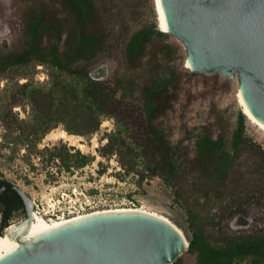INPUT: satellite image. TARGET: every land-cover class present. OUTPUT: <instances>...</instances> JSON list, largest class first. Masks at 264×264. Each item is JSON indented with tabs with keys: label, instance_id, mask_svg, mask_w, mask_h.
Returning a JSON list of instances; mask_svg holds the SVG:
<instances>
[{
	"label": "rangeland",
	"instance_id": "rangeland-1",
	"mask_svg": "<svg viewBox=\"0 0 264 264\" xmlns=\"http://www.w3.org/2000/svg\"><path fill=\"white\" fill-rule=\"evenodd\" d=\"M90 1L92 11L81 29L98 43L93 49L84 47L77 63L90 69L104 59L111 61L109 78L100 81L115 90L116 117H101L97 130L89 132L84 120L90 115L47 93L52 85L47 64L33 61L8 69L0 76V179L18 186L35 200L40 213L51 211L52 217L120 207L158 213L182 231L187 245L198 236L210 246L223 247L232 234L262 229L264 130L244 114L237 81L190 69L170 34L160 30L154 0ZM37 20L66 29L60 34L51 29L42 40L47 52L54 49L60 55L75 23L60 0H0V55L33 44L29 27ZM142 29L149 32L145 54L129 58L127 43ZM157 79L166 80L159 92L168 109L149 114L143 107L145 93ZM241 117V148L236 151ZM62 131L80 138L85 148L60 138ZM207 138L220 145L202 157L198 144ZM158 145L175 168L165 178L151 175L146 167L153 158L142 155ZM66 146L85 154L87 164L78 167L77 156L68 155ZM228 155L234 158L220 183L214 168ZM239 205L253 221L249 228L234 231L229 220ZM24 219L23 210L13 212L0 236ZM2 220L0 208V225ZM195 262L196 253L187 247L172 264Z\"/></svg>",
	"mask_w": 264,
	"mask_h": 264
},
{
	"label": "water",
	"instance_id": "water-1",
	"mask_svg": "<svg viewBox=\"0 0 264 264\" xmlns=\"http://www.w3.org/2000/svg\"><path fill=\"white\" fill-rule=\"evenodd\" d=\"M167 33L189 68L210 78L235 79L242 105L264 126V0H160ZM110 60L89 69L94 80L110 76ZM20 197L25 219L12 225L26 234L34 202L12 183L0 185ZM251 215L234 213L232 230L251 226ZM170 222L140 211L106 212L49 229L20 242L0 264H172L186 251Z\"/></svg>",
	"mask_w": 264,
	"mask_h": 264
},
{
	"label": "trees",
	"instance_id": "trees-1",
	"mask_svg": "<svg viewBox=\"0 0 264 264\" xmlns=\"http://www.w3.org/2000/svg\"><path fill=\"white\" fill-rule=\"evenodd\" d=\"M73 14L74 29H68L66 39L64 40V51L59 55L56 50L46 51L42 46V40L51 29L62 33L66 31L59 29V23H53L50 26L43 25L41 21H34L29 32L34 43L28 47L0 55V76L8 69L27 65L33 61L47 64L52 73V85L48 94L56 101H62L71 110L78 111L81 114L90 115V118L84 120L88 126L89 132L96 131L101 117H116L117 101L115 100V90L107 86L104 81L94 80L89 74L87 65H78L81 56V50L84 47L93 49L98 43V38L93 35L85 34L81 29L86 23L88 16L92 11L90 0H60ZM74 34V35H72ZM149 32L142 29L133 35L127 43V54L129 58L141 59L145 54L146 44L148 42ZM56 74V75H55ZM65 77V78H64ZM69 77V80L66 79ZM166 80H154L151 86L147 87V101L144 103L146 111L149 114H162L168 109L163 96L159 92L161 87L165 86ZM243 129V118H240L239 126L235 132V150L241 148V131ZM159 136V135H158ZM159 138V139H157ZM156 142L159 145L162 137H157ZM112 140L108 137V143ZM161 140V141H160ZM148 148L142 152V155L153 158L149 162L146 170L151 175H161L164 178L174 174V165L169 158V153L162 151L159 147ZM219 143L215 140L203 139L198 146L202 157L211 156L218 148ZM108 144L107 148H111ZM65 151L70 156H77L76 164L83 167L88 162V157L72 146H66ZM71 151H74L71 153ZM233 156L229 155L222 161L220 167L214 168V173L218 171L216 179L220 183L226 181V174L229 164L233 161ZM69 168V164L65 163ZM261 166H264L262 163ZM7 183L0 179V184ZM0 203L3 205V220L0 229L6 227L7 220L14 210L22 208V201L19 195L12 189L0 196ZM245 213L242 206H237L233 212ZM1 232V231H0ZM250 234V235H249ZM238 235V236H237ZM231 235L223 247H213L205 243L200 237L194 236L189 242L188 249L196 253L195 264H264V227L256 232L248 234Z\"/></svg>",
	"mask_w": 264,
	"mask_h": 264
},
{
	"label": "bare ground",
	"instance_id": "bare-ground-1",
	"mask_svg": "<svg viewBox=\"0 0 264 264\" xmlns=\"http://www.w3.org/2000/svg\"><path fill=\"white\" fill-rule=\"evenodd\" d=\"M154 2H155L157 15H158L159 28L163 32L167 33L165 20H164L161 5H160V0H154ZM187 64H188V62H187ZM188 67H189V64H188ZM238 99H239V103L241 104V106L243 108V112L248 117V119L252 123H254L256 126H258L264 130V126L260 125L254 119V117L248 112V110L242 105L241 94H240L239 90H238ZM59 137L65 139L66 141H69L71 144L77 145V147L80 149L85 148V144H84V142H82V140L80 138L76 139L75 136L69 135L65 131H62L60 133ZM35 204L36 203L34 202V206H35ZM127 211H140V212H144V213H149L151 215H155L157 217H160V218L170 222L172 225H174L168 218H166V217H164L158 213L147 211L143 208H127V207L106 208V209L93 210L90 212H85V211L84 212H78L75 214H69V216L62 214V215H58L55 217H52L53 214L51 213V211H47L45 213H40L37 210V208H35L33 211V219H32V222L30 224V228L26 234L21 236V238H20L21 240H18L16 238V234L20 229H15L14 226L12 227V225L6 229L5 234L0 236V258L3 257L5 254L9 253L12 249H14L23 240L37 236V235H39V234H41V233H43L49 229L59 227L61 225H65L67 223H72V222H75L79 219H82V218H85V217H88L91 215H95L98 213L127 212ZM174 227L180 232V234L182 235V237L186 243V240H185V237H184L182 231L176 225H174ZM186 245H187V243H186Z\"/></svg>",
	"mask_w": 264,
	"mask_h": 264
},
{
	"label": "flooded vegetation",
	"instance_id": "flooded-vegetation-1",
	"mask_svg": "<svg viewBox=\"0 0 264 264\" xmlns=\"http://www.w3.org/2000/svg\"><path fill=\"white\" fill-rule=\"evenodd\" d=\"M2 184H6V183H2ZM2 184H0V185H2ZM8 190H9V189H8ZM8 190H7V191H8ZM7 191H6L5 193H7ZM5 193H4V194H5ZM4 194H3V195H4ZM1 196H2V195H1ZM0 208L3 210V205H2V203H0ZM19 210H23L24 213H25L23 203H22V208H19L18 210H14L13 212H15V211H19ZM13 212H12V213H13ZM2 213H3V211H2ZM3 216H4V215H3Z\"/></svg>",
	"mask_w": 264,
	"mask_h": 264
},
{
	"label": "built area",
	"instance_id": "built-area-1",
	"mask_svg": "<svg viewBox=\"0 0 264 264\" xmlns=\"http://www.w3.org/2000/svg\"><path fill=\"white\" fill-rule=\"evenodd\" d=\"M35 208H37V205H36V204H35V206H34V209H35ZM83 211H85V210H81V211H78V210H77V211H74V212H83ZM69 212H70V211H69ZM61 213H64V212H61ZM57 215H58V214H57Z\"/></svg>",
	"mask_w": 264,
	"mask_h": 264
}]
</instances>
